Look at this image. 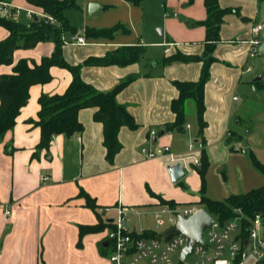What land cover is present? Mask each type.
I'll list each match as a JSON object with an SVG mask.
<instances>
[{"label":"crops","instance_id":"crops-1","mask_svg":"<svg viewBox=\"0 0 264 264\" xmlns=\"http://www.w3.org/2000/svg\"><path fill=\"white\" fill-rule=\"evenodd\" d=\"M152 1L162 2L143 0L140 6H134L125 0H85L77 7L83 15L80 25H73L66 17L77 30L63 36V57L68 64L103 57L121 46L144 48L136 63L85 66L81 70L83 80L100 92H109L132 78L117 94V101L133 116L137 128L121 127L118 139L122 149L109 163L103 144V123L94 119L97 108H85L78 115L83 126L81 133L56 135L48 151L40 150L41 132L36 124L39 98L42 94H62L72 75L65 68L53 66L51 81L32 85L14 128L0 140V264H112L108 259L112 249L105 235L113 226L105 225L101 231L86 234L80 240V225L112 223L115 216L108 213L116 210L105 213L106 207L121 205L149 212L162 200L182 205L199 203L201 197V183L199 190H192L191 179L186 184L181 182L182 188L173 186L168 171L173 164L167 154L150 159L143 155V148L168 145L177 157L196 155L201 160L206 152L210 165H220L235 154L246 152L240 145L236 147L245 134L252 136L256 126L264 130V74L260 75L257 69L264 68V58L249 56L250 28L255 23L264 25V0H218L221 8L232 11L220 27V41L213 50L214 62L205 85L207 125L202 139L206 144L193 151L189 149L190 142L201 138L193 100L186 104L184 130H166V126L176 120L171 102L179 91L174 82L198 81L203 62H164V58L178 52L189 56L205 53L206 28L201 24L207 18L205 0L162 2L164 17L154 26L146 21V6ZM91 3L99 7L89 13ZM9 4L3 15L20 8V17L30 21L24 10L35 7L26 0H11ZM155 8L161 16V6ZM116 25L121 27L111 39L85 34L87 28L101 30ZM158 25L163 27L161 34L154 28ZM8 34L0 26V40ZM75 36H83L88 44L72 43ZM54 49L51 41L40 42L31 49H17L11 65H0V76L13 74L14 66L22 59L31 65L39 64ZM258 77L261 79L257 80ZM253 108L256 111L250 112ZM152 129L157 132L153 138ZM192 172L200 176L198 170ZM83 192L95 202L96 211L87 206ZM8 210L10 215L6 214ZM126 226L132 231L143 227L149 237L155 229V223L154 229L143 223L139 227Z\"/></svg>","mask_w":264,"mask_h":264},{"label":"trees","instance_id":"trees-1","mask_svg":"<svg viewBox=\"0 0 264 264\" xmlns=\"http://www.w3.org/2000/svg\"><path fill=\"white\" fill-rule=\"evenodd\" d=\"M10 3L11 0H1ZM35 8L42 9L45 14L56 19L60 26L45 23L43 18L34 17L27 23L20 22L10 16L0 13V26L8 31V36L0 40V65H11L13 55L17 49H31L40 42L51 41L55 44L54 52L49 57L42 58L39 64L31 65L28 60H20L13 68V74L0 76V140L12 130L16 124L17 116L29 99V89L35 84H44L51 81L50 69L53 66L65 68L70 71L72 80L62 94H42L39 98L40 109L36 124L40 128L41 137L38 144L40 150H49L54 136L74 135L83 131L79 121V111L85 108H97L94 114L96 121L102 122L104 127V141L106 160L113 163L114 157L122 149L118 134L123 126L135 129L137 124L126 107L117 101V94L132 78L127 79L109 92H100L93 85L83 80L81 70L85 66H126L140 61L144 48L139 46H121L107 53L103 57H90L82 64H68L63 57V36L66 32L76 33V28L70 25L65 16V10L78 7L77 0H26ZM134 6H140L143 0H125ZM163 4L166 0H160ZM207 18L201 23L206 28V50L202 56H189L177 53L164 58V62L173 61H202L201 76L195 82L175 81L179 96L171 102V110L176 115L174 123L166 126V130L185 129L186 104L193 100L196 106L199 124V137L202 139L206 127L204 120L205 85L210 78V66L214 62L212 56L216 43L220 41L219 31L224 17L232 11L221 8L218 0H205ZM116 25L107 29L87 28L86 36L92 38H113L120 29ZM253 166L264 175V164L251 153ZM206 152L202 156V165L198 169L201 178V197L199 204L211 215L218 218L221 223L233 219L237 210H241L249 218L257 214L264 215V185L251 189L246 193L231 194L224 200H213L205 196L207 180L206 173L209 168ZM87 199V206L96 211L95 202L83 192ZM162 204L175 206L173 201H164ZM247 224V223H246ZM105 225L113 226L110 222H99L95 225H80V240L89 233L101 231ZM80 244V242H79Z\"/></svg>","mask_w":264,"mask_h":264},{"label":"built area","instance_id":"built-area-1","mask_svg":"<svg viewBox=\"0 0 264 264\" xmlns=\"http://www.w3.org/2000/svg\"><path fill=\"white\" fill-rule=\"evenodd\" d=\"M9 6V3L0 0V13L7 10ZM24 11L30 20L39 17L43 18L45 23L60 26L56 19L45 14L42 9L27 8ZM21 12L22 9L15 8L13 11H9L7 16L17 20ZM263 31L262 23H255L251 26L250 57L259 54V45L261 44L259 37ZM71 42L77 45L88 44L83 36H75ZM235 99L237 98L235 97ZM189 127L187 125V128ZM156 135V130L152 129L151 138ZM203 148L204 144L200 140H192L189 144L191 151ZM142 153L150 159L167 154L170 162L173 165L179 164L185 174L198 170L202 165L200 157L196 155L177 157L168 145L143 148ZM43 179L47 180V177ZM198 204L191 203L187 206L160 204L149 212L145 208L129 210L121 205L104 208L105 213L111 210L117 212V216L112 222L113 227L108 229L105 235L112 249L108 257L109 261L112 264H140L142 260L147 259L148 264H175L172 254L178 253V264H264V215L257 214L253 218H249L239 209L233 219L224 223L207 211L214 220L212 227L203 231V241L196 242L191 252L181 261V253L186 245L185 235L173 234L164 237L162 233L176 225L180 216L188 219L196 214L200 208H203ZM130 212L135 213L138 217L152 216L155 230L150 237L146 235L147 231L143 227L132 231L126 226L125 222ZM6 214L10 215V210ZM190 255H195L196 260L187 261Z\"/></svg>","mask_w":264,"mask_h":264},{"label":"rangeland","instance_id":"rangeland-1","mask_svg":"<svg viewBox=\"0 0 264 264\" xmlns=\"http://www.w3.org/2000/svg\"><path fill=\"white\" fill-rule=\"evenodd\" d=\"M85 0H77V4H80L84 2ZM158 6L160 9V6L162 8L161 16L159 13V10L155 8V6ZM146 21L148 24L153 25L154 23H157L160 21V17H164V9L161 3H155V1H152L149 3V5L146 6ZM88 12H89V6H88ZM261 14L264 15V7H261ZM65 15L69 19V21L73 25H80L82 20V13L77 9V7H70L65 10ZM20 22L27 23L28 19L24 18V16H21L19 19H17ZM156 32L159 34L158 30H162L163 27L158 25L154 27ZM259 41L261 44L260 47V55L258 54L257 59H262L264 56L262 55V52L264 50V35L263 32L261 33L259 37ZM260 60V61H262ZM257 69H259V74H264V68L262 66H258ZM258 74V76H259ZM257 77V76H255ZM253 79V78H251ZM250 79V80H251ZM258 95L261 96V93L258 92ZM251 111H256V109H251ZM251 119V118H249ZM246 119V120H249ZM249 122V121H248ZM257 129L252 136L249 135V137H246L247 134H245L244 137L241 139V141L238 142L237 146L240 145V147L243 148L246 152H239L235 154L233 157L228 159V162L222 163L220 165H210L208 168V171L206 173V180H207V186H206V192L205 195L213 200H224L227 196L231 194H240V193H246L250 191L251 189L261 187L264 185V175H262L254 166L251 160V153H254L256 158L261 161L264 164V130L259 126H256ZM262 129V130H261ZM255 128H253V131ZM191 179V189L194 190L197 188L199 190L200 188V176L196 175L194 172L187 173L186 176L178 183L174 184L173 186H179L182 188L181 182L186 184V182ZM258 181V182H257ZM260 181V182H259ZM258 183V184H257ZM188 204H182L181 206H187ZM199 205V204H198ZM108 215L117 216V212H109ZM130 227L133 225H136L137 227L140 226V223H143L144 226L153 228L154 229V222L152 218L147 216H142L140 218L130 214L127 217V220L125 222ZM155 230V229H154ZM107 233V232H106ZM172 258L175 262V264H178V253L172 254ZM196 260L195 255H190L187 261H194ZM148 260L144 259L140 264H147Z\"/></svg>","mask_w":264,"mask_h":264},{"label":"water","instance_id":"water-1","mask_svg":"<svg viewBox=\"0 0 264 264\" xmlns=\"http://www.w3.org/2000/svg\"><path fill=\"white\" fill-rule=\"evenodd\" d=\"M98 4L91 3L89 5V13L93 12ZM161 34V30H159ZM258 77L257 80H260ZM169 174L174 183L180 181L185 177V172L181 169L179 164H175L168 168ZM113 222V219L110 220ZM214 223L213 217L207 212L205 208H200L199 211L188 219L183 217L178 218V222L173 227L167 229L162 233V236L169 237L173 234H183L186 237V245L181 253V261H183L188 253L191 252L196 242H202V233L205 229L212 227ZM104 246H107V242H104Z\"/></svg>","mask_w":264,"mask_h":264}]
</instances>
